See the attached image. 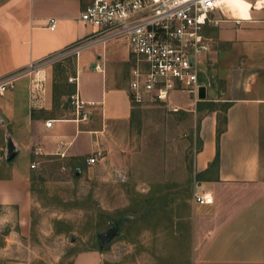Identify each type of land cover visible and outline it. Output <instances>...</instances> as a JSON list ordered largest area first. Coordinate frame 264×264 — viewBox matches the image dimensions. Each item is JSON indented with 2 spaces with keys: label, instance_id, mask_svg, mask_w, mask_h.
<instances>
[{
  "label": "crops",
  "instance_id": "0c3cea01",
  "mask_svg": "<svg viewBox=\"0 0 264 264\" xmlns=\"http://www.w3.org/2000/svg\"><path fill=\"white\" fill-rule=\"evenodd\" d=\"M229 1L232 12L213 11L217 22L203 29L212 50L201 59L198 95L178 86L168 103L159 101L197 119L191 192L136 187L137 207L119 218L126 219L122 235L103 250L99 243L84 250L73 264H142L137 251L149 253L148 264H264V0ZM87 2L0 0V79L36 67L0 95V123L17 152L10 174L0 177V207L18 208L25 226L31 164L60 160L76 173L107 179L126 169L128 136L144 109L130 95L135 60L128 40L105 39L82 23ZM78 43L89 46L78 55L67 52ZM35 78L45 80L39 101L32 97ZM74 95L88 119L70 104ZM203 192L212 204L195 202L194 194Z\"/></svg>",
  "mask_w": 264,
  "mask_h": 264
},
{
  "label": "rangeland",
  "instance_id": "374dc122",
  "mask_svg": "<svg viewBox=\"0 0 264 264\" xmlns=\"http://www.w3.org/2000/svg\"><path fill=\"white\" fill-rule=\"evenodd\" d=\"M141 106L144 109L128 136L126 169L102 179L84 170L76 173L60 160L34 162L35 168L31 164L32 210L27 225L18 208L0 207V264L6 260L73 264L79 253L98 246L99 233L123 213H133L139 195L136 187H182L183 194L191 192L195 114L173 113L150 97ZM9 133L0 123V177L11 172ZM148 255L147 251L135 253L142 257V264H148Z\"/></svg>",
  "mask_w": 264,
  "mask_h": 264
},
{
  "label": "built area",
  "instance_id": "2783aa9c",
  "mask_svg": "<svg viewBox=\"0 0 264 264\" xmlns=\"http://www.w3.org/2000/svg\"><path fill=\"white\" fill-rule=\"evenodd\" d=\"M224 5L225 0H88L80 21L99 29L105 39L128 40L135 60L130 84V95L135 103H144L146 95L168 103L178 86L198 95L201 59L212 50L203 29L208 23L217 22L211 13L215 10L223 12ZM55 28L56 20L51 19L50 29ZM88 46L78 43L67 52L78 55ZM96 69L100 70L101 66ZM31 71H36L34 65L0 79V95L13 89L16 79ZM44 81L43 78L34 79L32 97L35 101L44 95ZM71 105L84 120L88 119L85 103L77 95L71 97ZM51 125L52 121L46 123L47 127ZM87 161L94 164L96 158ZM35 166L32 164V168ZM194 200L200 205H210L214 201L213 196L205 192L195 193Z\"/></svg>",
  "mask_w": 264,
  "mask_h": 264
},
{
  "label": "water",
  "instance_id": "95a60500",
  "mask_svg": "<svg viewBox=\"0 0 264 264\" xmlns=\"http://www.w3.org/2000/svg\"><path fill=\"white\" fill-rule=\"evenodd\" d=\"M203 91L204 89H201L200 92V98L202 99L204 98V96L202 95ZM16 155L17 152L14 150V147L11 145L9 147L7 160L12 161L16 157ZM124 222H126V219H120L115 223H113L106 232L98 234V243L101 250H103L108 244H110L116 237L122 235V225ZM74 240L75 238L72 237L71 241Z\"/></svg>",
  "mask_w": 264,
  "mask_h": 264
},
{
  "label": "bare ground",
  "instance_id": "6f19581e",
  "mask_svg": "<svg viewBox=\"0 0 264 264\" xmlns=\"http://www.w3.org/2000/svg\"><path fill=\"white\" fill-rule=\"evenodd\" d=\"M228 8V9H227ZM231 3L229 0H225V5H224V9H227L229 11H231ZM232 12V11H231Z\"/></svg>",
  "mask_w": 264,
  "mask_h": 264
},
{
  "label": "trees",
  "instance_id": "16d2710c",
  "mask_svg": "<svg viewBox=\"0 0 264 264\" xmlns=\"http://www.w3.org/2000/svg\"><path fill=\"white\" fill-rule=\"evenodd\" d=\"M226 119H227L226 117H224V119H223V121H224L225 123H226ZM221 132H222L221 130L218 132V138L220 137Z\"/></svg>",
  "mask_w": 264,
  "mask_h": 264
}]
</instances>
